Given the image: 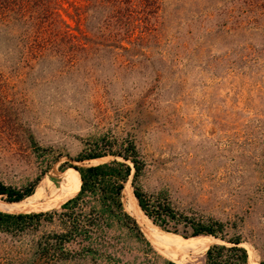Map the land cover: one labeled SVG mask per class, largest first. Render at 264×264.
Segmentation results:
<instances>
[{
	"label": "rangeland",
	"instance_id": "rangeland-1",
	"mask_svg": "<svg viewBox=\"0 0 264 264\" xmlns=\"http://www.w3.org/2000/svg\"><path fill=\"white\" fill-rule=\"evenodd\" d=\"M115 1L98 0L78 22L73 4L85 2L76 0H47L49 15L39 23L16 12L0 20V183L17 191L33 184L32 194L67 168L112 159L129 166L114 154L129 141L142 165L136 177L130 169L123 188L129 180L131 192L136 186L166 199L193 223H221L208 246L238 237L247 264H264V0L108 7ZM39 29L45 43L25 38ZM105 141L113 154L79 159ZM120 198L139 233L120 215L69 235L79 211L90 209L61 208L65 200L38 211L49 218L0 229V264L172 262L175 254L147 239L122 191ZM150 223L191 237L189 227ZM45 240L56 247L53 259L39 256ZM205 250L188 251L186 260L203 264Z\"/></svg>",
	"mask_w": 264,
	"mask_h": 264
},
{
	"label": "trees",
	"instance_id": "trees-1",
	"mask_svg": "<svg viewBox=\"0 0 264 264\" xmlns=\"http://www.w3.org/2000/svg\"><path fill=\"white\" fill-rule=\"evenodd\" d=\"M76 2H85L84 8H82L81 4H73L74 17L76 18V22H78L80 20H85L86 16L84 15V10L97 7L98 0H76ZM103 2L106 3V1ZM118 2L120 3L121 0H116L107 5L108 7H113L114 3ZM48 9L49 4L47 0H0V20L9 16L10 13L13 14V12H16L19 17H24L27 14L29 20L33 19L39 23L40 21L46 20L49 15ZM24 22L26 21L24 20ZM75 29L78 31V34H82V31L78 30L77 26H75ZM43 33L41 29L37 31L34 30L33 34H27L25 38L27 40L31 38V42L32 40H37L38 43H45L44 40H46L47 37L43 36ZM81 36L85 37L84 34ZM105 142L108 144L107 147L101 148L98 151H95L97 149L88 151L79 155V159L99 158L104 156L106 152H111L110 154H113L110 150V142ZM114 154L120 156L123 160H128L130 165L128 166L122 161L112 159L104 163L88 165L86 167L75 169L67 168L63 173L56 172L50 177V187L47 184L31 205L25 208H4V210L0 207V229L3 231H8L13 228L20 229L24 226L36 223L39 217L45 216L49 218L51 213H42L38 211L51 209L55 207L56 204L59 206L65 200L66 201L61 204V208L89 204L90 209L88 213H84L82 210L79 211L80 219L75 217L77 219L75 225L69 228V235H71L72 232H82L85 234L90 231L92 226L97 225L98 227L101 224H105V218L107 219L120 215L130 219L134 224L129 215L121 209L120 193L123 188V183L130 173V169L133 170L132 177H136L141 169L142 162L137 158L134 145L129 141L125 145H120L119 150L115 151ZM32 189L33 184L28 185L22 191H17L7 188L0 183V195L5 196L4 199L6 202L22 200L31 194ZM124 192L123 188V194ZM132 193L142 213L150 219L152 223L164 230L172 229V231H176V225L180 224L190 228L189 236L191 237L197 235L215 236L216 232L221 230V223L215 221L209 224H201L193 223L190 219L187 220L186 217L177 214L166 199H159L158 197L150 199L144 196L136 186H133ZM123 201L124 209L133 215L129 204L125 200V195L123 196ZM134 226L139 233L137 226L135 224ZM55 236L56 238L59 237L57 235ZM216 241L217 240L206 241L192 252L196 253L198 251H203L209 244ZM227 241L228 245L212 244L208 246L204 253L203 264H247L248 255L245 249L239 246V238L234 237ZM62 242L60 237L55 243L56 247L60 250ZM56 247L49 243L48 240H45L42 244L39 256L43 257V259H53L56 255ZM167 258L175 264H192L189 260H186V256L173 255ZM172 262L167 261L166 264H174Z\"/></svg>",
	"mask_w": 264,
	"mask_h": 264
},
{
	"label": "bare ground",
	"instance_id": "bare-ground-1",
	"mask_svg": "<svg viewBox=\"0 0 264 264\" xmlns=\"http://www.w3.org/2000/svg\"><path fill=\"white\" fill-rule=\"evenodd\" d=\"M49 176L51 177L52 174ZM48 178L45 180L44 183H41V185H39L38 190L35 193H32L27 197H25L24 199L16 202H6L0 200V207L3 208L4 210V208H8V209L22 208L30 205L32 201H35L37 199L38 195L41 193L44 186L47 184V181L49 180ZM124 191L125 192L123 194V190H122V196L125 195V200L129 204L133 215L130 213L129 214L135 218L137 224L141 226L144 235L151 243H153L157 247V249L164 250L169 255L175 254L174 256H187L184 254H187L188 251L192 252L199 245L204 243L206 239L212 237L211 235H197V236H192L190 238H182L180 236H176L168 232H162L158 230L155 226L151 225L150 221L139 209L136 200L131 192L129 180L126 182L124 186ZM249 262L250 264H253L251 260H249Z\"/></svg>",
	"mask_w": 264,
	"mask_h": 264
},
{
	"label": "water",
	"instance_id": "water-1",
	"mask_svg": "<svg viewBox=\"0 0 264 264\" xmlns=\"http://www.w3.org/2000/svg\"><path fill=\"white\" fill-rule=\"evenodd\" d=\"M99 164V163H98Z\"/></svg>",
	"mask_w": 264,
	"mask_h": 264
}]
</instances>
